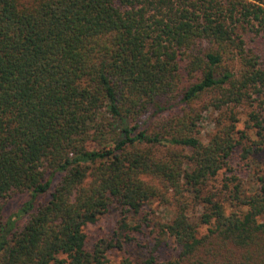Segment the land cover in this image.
I'll return each instance as SVG.
<instances>
[{"label": "trees", "instance_id": "trees-1", "mask_svg": "<svg viewBox=\"0 0 264 264\" xmlns=\"http://www.w3.org/2000/svg\"><path fill=\"white\" fill-rule=\"evenodd\" d=\"M263 41L264 0H0V264H108L145 228L141 264H264V175L252 194L223 185L244 214L210 186L238 149L247 166L264 151ZM239 106L256 142L234 111L198 137ZM155 202L174 217L152 227ZM113 205V240L87 251ZM165 240L180 253L161 260Z\"/></svg>", "mask_w": 264, "mask_h": 264}, {"label": "rangeland", "instance_id": "rangeland-1", "mask_svg": "<svg viewBox=\"0 0 264 264\" xmlns=\"http://www.w3.org/2000/svg\"><path fill=\"white\" fill-rule=\"evenodd\" d=\"M257 45H260L258 43ZM260 51L264 54V41ZM252 108L249 106H239L235 108L225 107L222 110H210L202 117L200 124L198 125V137L204 142L209 141L221 127L229 123L230 112L234 111L239 119L238 130L243 131L248 135L249 140L244 142L252 143L257 141L254 129L248 127V115ZM147 115L144 120L148 119ZM241 150L238 149L236 154L231 159L232 171L224 169L220 172L217 180L210 183V186L215 190L223 192L225 207L227 212H237L244 214L247 212V207H242L238 202L232 200L233 194L230 191H223L222 187L226 181L230 182V190H232L238 182L241 183V192L243 195L252 194L256 188V182L259 176L264 175V151L255 154L249 162H241ZM255 172H259L257 177ZM237 178L238 181L234 182L233 178ZM27 200L26 194L14 195L10 200L6 213L12 214L18 211L25 201ZM46 200H44L45 202ZM149 211V210H148ZM151 221L152 227L166 222H170L174 217L173 207H166L158 202H155L151 206ZM139 219V218H138ZM121 220V209L117 205H113L109 212L103 215L95 224L88 225L85 228L87 235L86 250L92 251L94 245L100 240H113L115 233L118 230ZM153 228H145L141 232H134L130 235V240L123 243L121 248L113 249L108 252V264H120L125 258L132 260L137 264H141L149 255L152 248L156 244V236ZM202 233L207 232V227L201 230ZM180 253V249L175 245L172 240H165L161 245L158 255L161 260H167L174 258Z\"/></svg>", "mask_w": 264, "mask_h": 264}]
</instances>
